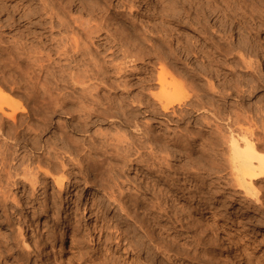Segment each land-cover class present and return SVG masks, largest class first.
Masks as SVG:
<instances>
[{
  "label": "rangeland",
  "instance_id": "obj_1",
  "mask_svg": "<svg viewBox=\"0 0 264 264\" xmlns=\"http://www.w3.org/2000/svg\"><path fill=\"white\" fill-rule=\"evenodd\" d=\"M1 1L0 58L7 54V51H9L6 50L7 48H13L16 46L17 41L19 42V29L21 28L20 14H18L15 7L18 1ZM62 1L66 3L65 12L68 15L74 17L82 16L83 20L88 19L89 16L95 22L109 19V25L106 28L109 33L114 34L117 31L121 36H125L130 44L138 48L147 49V45L149 44L148 46H151L152 50L167 54L169 50H175L177 48L178 39L180 40L179 42L183 43H187L188 41L186 40L188 39L191 41V44L194 43L193 45L212 52L223 63H221L222 65L220 64L218 67L206 69V64L202 65L200 60L192 59L189 61L185 55L183 56L181 54L180 61L174 66L175 72L177 71L175 74L179 75L181 83L188 85L185 86L188 87L185 91L192 89L199 94H203L208 89L206 87V80L211 78V84L215 88V93L209 89L207 91L208 93L211 92L209 95H214L213 100L210 101L213 105L209 108L212 112L220 109L219 112H222V116H220L221 119L218 121L213 117H209L208 124L204 125L202 129V134L211 137V134L216 129V123L218 122L220 127H223L226 122V117L230 118L229 120H237L243 128H250L251 123L246 119L252 118L259 127L256 132L261 134V128L264 130V0H181L182 4L174 3L175 5L169 4L166 0H160V4L157 5L152 4L150 1L148 3H142L140 0ZM169 13L176 20H181L179 22L175 21L173 24L163 25L164 21H162V16L164 14L169 15ZM118 14L121 15L118 16ZM134 28L137 30L135 33L141 34L142 32L146 34L145 36L148 35L146 41H141L134 34ZM102 47L96 48V45H94L90 50L92 55L103 66V69L107 71L106 75L110 77L107 82L104 81V84H99L98 82L82 78V76L78 80L83 83L69 81L62 83L50 80L47 83V88H45L47 94H56L63 98L62 100L65 104H62V106L66 105L79 108V104L82 105L83 103L91 109L97 106L101 108L102 106L113 105L118 102L119 98L126 95L123 94L126 88L132 94L140 92L146 94L144 90L146 83L138 76L146 72L143 69V65L147 64V60L140 62L142 65L136 67L135 75L137 77L132 80H127L130 87H123V84L117 79L114 73L112 63H109V59L102 53ZM94 50H97V52ZM38 52L43 57L45 54L50 53L49 50H36L37 54ZM255 56L260 58L262 66L257 65L254 61ZM240 57L245 59V63L240 61ZM103 60L108 62H103ZM118 62H120L119 57L114 59V64ZM166 62H168L167 59ZM0 64H2L1 61ZM44 64L46 65L48 62L44 61ZM0 69V80L7 77L9 80L8 83H5L7 93L19 97L27 110L25 114L19 115L20 119L18 118V122L21 121L24 126L21 136L16 137L12 135L8 139L0 138V151L3 148L1 146L4 142L10 146L13 145L7 154L3 155L0 153V213H2L0 215V264H51L50 254L52 248L64 264H99L100 261L104 264H126V261L131 258H124L122 252L116 250L115 244L111 245L113 251L106 257L107 259L102 257L104 250L101 252L102 246L101 244L98 245L97 235L94 233V226L101 223H109L117 226L119 211L111 205L110 201L107 202L108 200L105 199L110 191V186L113 187L115 193L121 191L133 199L145 200V203H142L144 206L150 201L154 202L155 196L146 186H148V181L151 180V177L155 176V168H138L136 165H132L120 172L119 169H116L117 166L115 165L117 164L115 161L106 159L102 164L100 163L101 166L98 169L91 171V173L86 172V165L84 166L82 164L85 167L84 169L81 168L82 172L77 173L78 175L76 176H68L69 178L65 181V185L61 191L55 188L50 178L44 181L42 175L39 174H37L38 179L36 183L26 184L21 180L24 176V170L28 169V172L34 173L37 171L36 166L38 163L35 158L36 153L42 155L41 158L44 162L48 159L44 151L38 150L36 152L32 149L34 126L37 123H43L44 130L40 144L45 145L46 143H50L55 151L60 150L62 154L65 148H67L63 143L65 142V134L71 135L69 128V124L71 123L70 117L67 116L65 108L61 112L49 116L48 112L52 111L55 105L41 106L39 101L32 96L26 62L12 60L8 66L5 68L1 67ZM215 69L219 73H223L218 78L213 75L212 71ZM186 72L187 74H185ZM18 74L19 78L13 83V78L11 80L9 77H16ZM43 77L44 75L41 78L43 79ZM38 87L40 88L41 86L39 85ZM197 89H200V91ZM153 91L158 92L157 89ZM223 95H226V99L222 98ZM207 98L210 97L208 96ZM207 98H203L202 102ZM130 99L127 97L125 102L130 103ZM226 102H228L229 106L223 107L222 105ZM136 106L134 104L138 132L132 126L130 129L132 134L129 133V129L127 128H123L125 130L124 133L127 132L129 137L134 136L136 139L140 137L139 132L145 135L147 141H149L142 152L148 153L150 151L158 159L164 158L166 160V162H162V176L170 180H162L155 184L157 186L159 185L158 187H163L176 193L177 201L172 204L170 200H164L161 192L158 193V189L155 194L158 195L159 201L164 202V208L166 210L171 212L175 206L179 207L182 205L184 207L186 206L192 214V219L189 217H186V219L184 217L182 218V215L178 214L182 225L179 224V226L173 223L176 231L174 230L175 228L173 231L164 229L161 231L162 233L153 227L151 221L149 222L147 217L143 216V213L139 215L140 218L146 219H143L142 225L151 237V240L149 239L150 241L144 239L149 244V247L153 249L158 243L162 246H169L170 244L175 246L179 251L183 248V251L187 243L188 245L192 243V251L200 249V255L197 256L200 260L191 263L212 264L215 260V264H230L226 249L220 247L217 241L221 237L223 241L234 237L233 239L238 247L245 249L246 253L248 252V257L251 260L254 259V262L252 261L253 264H256L257 261L264 264V181L254 182L257 194L256 196L250 197L248 203V206H251L250 212L241 216L237 213V209L241 204L243 192L239 191L238 195H233L238 191L236 187H233L234 184L232 183L229 169L226 168L224 171H217L219 173L217 174V172L210 168L204 158L200 156L203 154H213L215 156L219 151L205 147L203 143L198 142V138L196 139L197 145L193 141L190 142V140H187V144H191L193 147L196 145L197 153L192 152L186 158L182 157L181 159V156L178 155L180 145L174 142L169 145H164L163 139L167 135L172 136L174 131L182 130L184 125L180 129V127L178 128L172 124L171 121H169L170 123H166V118H163L159 113L154 115L148 112L145 105H141L140 108ZM193 114L195 115V119L201 117L198 112H193ZM120 121H122L121 118L114 117L111 119V122L96 124L87 133L88 137L86 133H75L74 138H77L79 142L85 144L92 140L99 141L103 138L99 133L111 132L112 134L119 127ZM6 126H10L9 123H6L2 129L5 132H9ZM24 134L25 136L23 137L22 135ZM62 136H64V139H62ZM15 145L16 147H14ZM14 150H18V152L14 154ZM19 154L22 157V164L21 161H12L15 155ZM87 155L93 163L97 160L102 161L103 158L94 153L89 155L87 152ZM72 157H74L73 159H78L76 154H72ZM41 166L46 168L44 164ZM68 168L72 167H66V169ZM76 172L77 167L73 173ZM53 174L56 177H60L61 172H53ZM102 175L104 179L112 177L114 180L111 179V183L106 185L107 183L100 181V178H103ZM13 181L15 184H13ZM113 183L119 185V189ZM258 203L260 205L262 204L261 208ZM94 204H97V207L101 210V213L95 217L89 211L90 207ZM127 205L123 203V206ZM196 206H201V210H196ZM210 207L219 216V218H214L215 224L212 223L209 214L206 213V209ZM144 214H147V210ZM190 219L195 220L194 223ZM164 220L166 221V218L163 216L161 222ZM165 221L163 224H166L168 220ZM221 223L222 226H218ZM21 228L28 230L35 244H38L37 240L39 238L42 237L44 239L42 250H37L36 247L33 252L28 253L24 250L22 245L23 241L20 236ZM188 231H194L195 235H189ZM157 232H160L159 235ZM171 232H177L179 234L180 238L177 243H170L167 233L171 234ZM140 235L141 237L143 236V234ZM103 240L104 237L101 242ZM153 240H155L154 243ZM199 243H201L200 246H198ZM105 244L107 245L105 242L103 248ZM194 245L197 246L194 248ZM149 247V250L146 248L141 256L145 255L143 258H147L148 261L155 263L153 250ZM173 261L168 264L186 263L183 261Z\"/></svg>",
  "mask_w": 264,
  "mask_h": 264
},
{
  "label": "bare ground",
  "instance_id": "obj_2",
  "mask_svg": "<svg viewBox=\"0 0 264 264\" xmlns=\"http://www.w3.org/2000/svg\"><path fill=\"white\" fill-rule=\"evenodd\" d=\"M17 1L18 3L16 4L15 7L16 10L18 11V14H20L19 19L21 20L20 23L21 28L19 29V42L17 41L16 46H14L13 48L9 47L6 49L9 51H7V54L4 57L0 58V61L2 63L0 64V66L5 68L6 66L9 65L10 62H12V60H17L18 62H26L27 75L29 82L31 83L30 91L32 92V96L39 101L41 106L42 105L52 106L53 104L55 105L52 111L48 112L49 116L57 114V112H61L65 108L66 114L67 116L70 117V122H71L69 124L71 135L69 136L68 134H65V142L63 143L66 145L65 147L67 148H65L62 154L60 150L55 151L50 143L41 145L40 139L42 136V132L44 130L43 123H37L34 126L32 149L35 150L36 152L38 150L44 151V153L47 154L48 159L47 161L44 162V160L41 158L42 155L36 153L35 158L37 159V163H38V165L36 166L37 171L34 173L30 171L28 172L27 171L28 169L24 170V176L23 175H22L23 177L21 176L22 177L21 180L26 184L28 183L34 184L37 182L38 179L37 174H39L42 175L44 181L50 178L53 181L55 188L61 191L65 185L64 184L65 181H67L69 177L76 176L78 175L77 173H81L82 172L81 168L84 169L85 165H86V172L91 173V171H95L96 169H98L101 166L100 163L102 164V162H104L106 159L115 161L117 164L115 166L118 167L119 165V167L118 168L116 167V169H119L120 172H122L123 169H126L132 165H136V167L138 168L141 167H145L146 169L155 168L154 171L155 176L151 177V180L148 181V186H146L155 196L154 199L155 201L154 202L150 201L149 203H147L146 206L143 205L145 203V200L141 201V200H137V198L133 199L121 191L115 193L113 187L111 186L109 187L110 191L105 199L108 200V201L106 200L107 202L110 201L111 205L118 209L119 216L117 215L118 216L117 226H114L113 224H109V223L108 224L101 223L99 225L94 226V233L97 235L98 245L101 244L102 246L101 252L104 250L102 253V257H104V259H107L106 257H108V255L113 251V249H111V245L115 244L116 250L118 251L120 250L124 258H131L130 260L126 261L128 264H168L170 262H174L173 260H176L178 262L180 261L186 262L185 264H193L196 261L200 260L199 257H197L198 255H200L199 254L200 249L192 251L191 250L192 243L190 245H188L187 243V245L184 246L185 247L184 250L182 251L183 248L181 247L182 249H180L179 251L173 245L169 244V246H162L159 245V243L158 244L156 243L158 246L156 245V247L151 249V247H149V244L145 242L146 240H149L151 237L148 234V232L143 228L142 222L143 219L145 218L142 219L139 217V215H141L142 213L143 216L147 217L149 222L151 221L153 227H155V229H157L160 232L163 231L164 229L167 231H171V230L173 231V229L175 228L173 223H175L176 225L181 224L178 214H181L182 215L181 217L182 218L184 217L185 219L186 217L191 218L192 214L189 212L186 206L184 207L182 205L179 207L175 206L171 212L164 208L165 205L164 202L159 201L158 195L155 194L157 189H158L157 190L158 193L161 192L162 194L161 196L164 197V200L165 199L170 200L172 204L175 201H177L176 193H173L172 191L167 190L163 187H158L159 185L157 186L155 184L156 182H161L162 180L165 181L170 180L168 178H163L162 176L163 171L161 166L163 165L162 162H166V160L164 158L158 159L150 151H149L150 153L142 152V150L146 148L147 142L149 141V140L147 141V137L145 135H142L140 132H139L140 137L137 139L134 138V136L129 137L127 132L124 133L125 130H123V128L129 129L130 134H132L130 130L132 126L135 128L134 129L135 131L138 130V125L136 123V118H135L136 111L134 110L135 109L134 104H136L137 105L136 107L139 108L141 105H145L147 107L148 112L154 115L159 113L160 115L163 116V118H166V123L171 121L172 124H174L178 128L180 127V129L181 126L184 125L182 130L179 129L180 131L177 132L174 131V133L173 131H171V133H173L172 136L167 135V137H165L164 139L162 138L164 140V141L162 140L164 142L163 144L169 145L170 143L174 142L180 145L179 146L180 151H178V155L181 156V159L182 157L186 158L192 152L197 153V150L195 148L197 145V141H196L197 138L199 139L198 142L200 141L201 143H203L205 147H209L213 150L217 149L219 153L217 154L215 153L216 154L215 156L213 154L211 155L203 154L200 156L204 158V160L209 164L210 168L213 169L215 172L224 171L226 170V168L229 169L232 178V183L234 184L233 187H236V190L238 191L233 195H238L239 191L243 192L242 194L243 198L242 200L240 199L241 204L239 203L240 205L237 209V213L242 216L245 213L250 212L251 206L250 207L248 206L250 197L256 196L257 194V190L254 187V182L264 181L263 128H261L262 131L260 134L256 132V130H258L259 127L257 126V123L255 122L254 119L252 118L246 119L249 120L248 122L251 123V126H249L250 128H243L239 125V122L237 120H229L230 118L226 117L225 118L226 122L224 123L223 127H220V124H218V122L216 123L215 126L216 129L213 131L214 133L211 134V137L202 134V129L204 125L208 124L209 117H213L218 121L219 119H221L220 116H222V112H219L220 109H216L212 112V110L209 108L212 107L213 105L211 104L210 101H212L214 97L213 94L209 95V93H211L212 91L213 93H215V88H213V85L211 84V78L206 80L207 83L206 87L209 90H211V92L208 93L207 92L208 89H206L207 91H204L203 94L202 93L199 94L195 90L188 89L190 91L189 92L187 90L185 91V89L188 88L185 86L188 85H184L181 83L179 75L175 74L177 71L175 72L174 70V66L177 65V63L180 61L181 54L183 56L185 55V57H187L189 61H191L192 59L200 60L202 65L206 64L205 66L206 69L207 68L210 69V67L211 68L218 67L222 62H220V60H218L212 52L204 50L205 48L203 49L202 47L200 48L196 45H193L194 43L191 44V41L188 40L187 38H186L187 39L186 41H188L187 43L179 42L180 40L178 39L177 48L175 50L174 49L169 50L167 54L165 52L162 53L152 50V47L148 46L149 44L147 45V49L138 48L137 46L130 44L129 41L126 39V37L121 36L120 34L117 33V31H116L117 34L109 33V31L106 29L107 26L109 25L108 23L109 19L108 20L104 19L101 20L100 22H95L92 21L91 17L89 16L88 19L83 20L82 16L74 17L72 15H68L65 12L66 3H63L62 0H17ZM70 1L75 2L77 0H70ZM140 1L142 3H148L150 1L154 5L160 4V0H140ZM166 1L169 4L181 3V0H166ZM119 15L121 14H118V16ZM180 20L181 19L176 20L174 17L170 15V13L169 15L164 14L162 16V21L165 22V23L163 22V25L170 23L173 24L175 21L179 22ZM136 31L137 30L135 29L134 34H136L138 38L141 39V41H146V37L148 35L145 36L146 34L142 32L141 34H137L135 33ZM161 37L158 38L162 39ZM94 45H96V48L103 46L102 53H104L105 57L109 59V63H112L114 68V73L117 79H119L120 82L123 84V87L126 86L130 87V85L127 83L128 82L127 80L128 79L132 80L133 78H136L137 77L135 75L136 67L138 65H142L140 64V62L142 61L144 62L145 60H147V64L143 65V69L146 72L143 75L138 76L146 83L144 87L146 94H143V92L132 94L131 91L126 88L125 92H123V94L126 95H124L122 98H119L118 102L114 103L113 105L102 106L101 108L97 106L93 109L88 108V106L83 103L82 105L79 104V108H73L74 106H66V105L62 106V104H65L64 101L62 100L63 98L59 97L56 94L55 95L47 94L45 88H47V83H49L50 80H54L62 83L68 81L75 83H79V82L83 83L80 80H78L80 76H82V78L88 79L89 81L98 82L99 84H104V81L107 82L109 80L110 77L106 75L107 71L103 69V66L99 63L96 57L92 55L90 49ZM36 50L37 51L49 50L50 53L45 54V56L43 57L40 55L41 54L40 52H38L37 54ZM94 51L97 52V50ZM117 57L120 58V62L114 64V59ZM166 59L168 60V62H166ZM44 61H47L48 64L45 65ZM240 61L242 63H245V59L242 57H240ZM254 61L257 63V65L262 66V62L259 57H256ZM103 62H108V61L103 60ZM212 72L213 75H215L217 78L223 74V73H219V71H217L216 69L213 70ZM185 74H187V72ZM42 75H44L43 79L41 78ZM9 78H11V80L13 78L12 82L15 83V81L19 78V74L16 75V77L10 76ZM8 81H9L8 77L4 78L3 80H0V138L1 139H8L9 136L12 135L16 137L21 136V132H23L24 126L21 121L18 122V118L19 115L25 114L27 111L24 103L19 97L12 96L7 93L6 91L7 86L5 83H8ZM39 85L41 86L40 88L38 87ZM154 89H157L158 92H154L153 91ZM197 90L200 91V89ZM208 96L210 98H207ZM225 96L223 95L222 98L226 99ZM127 97L131 98L130 103L125 102V99ZM203 98H207V99L204 102H202ZM222 106L228 107L229 106L228 102H226ZM40 110H42V108H40ZM193 112L194 113L198 112L201 115V117L199 119L197 118L195 119V115L193 114ZM114 117H119L122 119V121H120L119 127H117L112 134L111 132L102 133V134L99 133V135L103 136V138L100 139L99 141L92 140L87 142V144H85L79 142L77 138H74L75 133H86L88 137L87 133L96 124L111 122V119ZM6 123H9L10 125V126H6L8 127L9 132L8 131L5 132L2 129V127H4ZM22 136L24 137L25 134ZM62 139H64V136H62ZM187 140H190V142L193 141V143L196 144L195 147H193L191 144H187L186 143ZM12 147L13 145L10 146L6 142H4L2 143L1 146L2 149L0 153L3 155L7 154L12 149ZM14 147H16V145ZM147 148L149 149V147ZM17 152L18 150H14L13 153L16 154ZM87 152L89 155L91 153H94L95 155L98 154L102 156L103 157L102 161L97 160L94 161V163L91 162L90 158H88L89 156L87 155ZM72 154L73 155L76 154L78 159H73L74 157L71 158ZM65 155H67V157H65ZM21 159L22 157H20L19 154V155H15L12 161L17 160L16 162H19L21 161ZM22 162L23 161H21V164ZM42 164H44L46 168H43L41 166ZM82 164H84V166ZM66 167H72V168L66 169ZM76 167H77V172L73 173ZM59 171L61 172L60 177L54 176L55 174H53V172H59ZM217 174L219 173L217 172ZM111 179L113 178L108 177L107 179H104L103 177L100 178V181H103L107 183L106 185H108L109 183H111ZM13 184H15L14 181ZM114 186L118 189L120 187L117 184H114ZM123 203L128 205L123 206ZM261 206L262 204L260 205V208ZM195 209L201 210V206H196ZM146 210H147V214H144ZM89 211L91 214L94 215V217L99 213H101V210L99 207H97V204L92 205ZM206 211L205 212L209 214L212 223L215 224L214 218L215 219L219 218L217 213L215 214L216 211L214 212L211 207L207 208ZM1 214L2 213H0V215ZM163 216L166 218V221L168 220L166 224H163L165 220L161 222ZM186 221L188 222V220ZM191 221L192 223H194L195 220L194 221L191 220ZM136 224L138 225V227H136L137 226ZM189 224L191 225L190 221ZM218 226H222V223L219 224ZM219 229H221V227H219ZM174 230L176 231V228ZM188 232L189 235L191 234L195 235L194 231H188ZM21 234L20 236L23 241L22 245L26 252L28 253L33 252L34 249L36 248L37 250L40 249L42 250L44 245V239H42V237L37 240L38 244H35V242H33L34 239L31 238V234L28 232L26 228H21ZM140 234H143L142 236L143 238L141 237ZM167 234H168L167 236L170 239V243L173 244L175 242L177 243L178 239L180 238L177 232H171V234L169 233ZM103 237L104 240L101 242ZM221 238H219L217 242L219 243L220 247L226 249V252L228 253V257H229L227 258L229 259L230 264H253L254 259L251 260L248 257L247 254L248 252L246 253L245 249H242V247L241 248L238 247L237 243L233 239L234 237L229 238L226 241H223ZM154 241L155 240H153V243ZM105 242L107 243V245L105 244L103 248ZM200 244L201 243H199L198 246H200ZM195 246L197 245H194V248ZM148 247L151 250H153L154 253L153 259H155L154 261L155 263L148 261L147 258L146 259L143 258V256L145 255L141 256V254H143L145 249L146 248L148 249ZM211 257L213 256L211 255ZM50 260H51V264H64L61 258L56 255V251L53 248L51 250ZM214 261L212 264H215ZM99 264H104V263L100 261ZM256 264H261V263L257 261Z\"/></svg>",
  "mask_w": 264,
  "mask_h": 264
}]
</instances>
